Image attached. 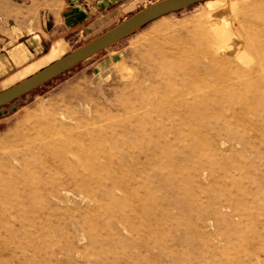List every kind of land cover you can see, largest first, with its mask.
<instances>
[{"label":"rangeland","instance_id":"obj_1","mask_svg":"<svg viewBox=\"0 0 264 264\" xmlns=\"http://www.w3.org/2000/svg\"><path fill=\"white\" fill-rule=\"evenodd\" d=\"M87 1L88 29L14 67L62 0H0V91L160 0ZM237 39L264 55V0L163 17L7 107L0 264H264V73L227 77Z\"/></svg>","mask_w":264,"mask_h":264},{"label":"water","instance_id":"obj_2","mask_svg":"<svg viewBox=\"0 0 264 264\" xmlns=\"http://www.w3.org/2000/svg\"><path fill=\"white\" fill-rule=\"evenodd\" d=\"M209 1L214 0H160L142 8L111 29L0 91V118L7 113V107L15 110V103L19 99L28 96L38 88L69 72L77 65L90 62L98 54L133 35L146 25Z\"/></svg>","mask_w":264,"mask_h":264},{"label":"crops","instance_id":"obj_3","mask_svg":"<svg viewBox=\"0 0 264 264\" xmlns=\"http://www.w3.org/2000/svg\"><path fill=\"white\" fill-rule=\"evenodd\" d=\"M90 1L94 2V0ZM88 3L89 1L87 0L81 2L79 0H62L57 11L58 22L53 23V29L47 31L49 35L43 31V29L46 30V28H42L40 24L39 30L30 33L25 43H18V45L15 46L9 45L11 47L8 46V48H10L9 57L11 59V63L9 64L14 67L22 66L26 64L29 59L34 58L37 53L41 52V49L44 50L45 47L48 48V53L43 59L38 61V63L44 61L50 55L54 57L60 54L62 47H60L61 45L59 43L65 42L67 33L78 32V34H81L84 29H88V26L92 24L91 22L97 19V17L94 19L90 16L92 13L94 14V11L91 10ZM87 9H89V11ZM51 35H54L53 40L50 39ZM5 43L11 44L12 41L8 39ZM37 50L39 51L37 52ZM1 67H3V65L0 60V68ZM25 68L23 71L27 70V68Z\"/></svg>","mask_w":264,"mask_h":264},{"label":"bare ground","instance_id":"obj_4","mask_svg":"<svg viewBox=\"0 0 264 264\" xmlns=\"http://www.w3.org/2000/svg\"><path fill=\"white\" fill-rule=\"evenodd\" d=\"M235 45L242 47L243 51L241 55L234 54V53H231L232 55L230 54L225 55L224 61H226L229 57H233L234 55L240 56L238 65H236L233 69L231 68L226 69L227 77L231 78V80L236 79V78H241V77H251L252 80L253 79L256 80L255 77L258 74L264 73V55L260 51H258L259 46L255 47V45H252L251 42L247 40H242V39H237V42L235 43ZM245 53L247 54V56ZM263 96L264 94L262 92H257L255 94L254 99L256 98L255 99L256 106H258L260 101H262Z\"/></svg>","mask_w":264,"mask_h":264}]
</instances>
